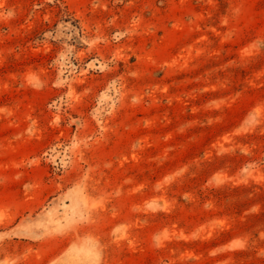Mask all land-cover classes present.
<instances>
[{
  "label": "rangeland",
  "instance_id": "1",
  "mask_svg": "<svg viewBox=\"0 0 264 264\" xmlns=\"http://www.w3.org/2000/svg\"><path fill=\"white\" fill-rule=\"evenodd\" d=\"M0 264H264V0H0Z\"/></svg>",
  "mask_w": 264,
  "mask_h": 264
}]
</instances>
